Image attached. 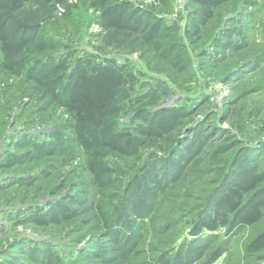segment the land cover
Returning <instances> with one entry per match:
<instances>
[{"label": "rangeland", "instance_id": "374dc122", "mask_svg": "<svg viewBox=\"0 0 264 264\" xmlns=\"http://www.w3.org/2000/svg\"><path fill=\"white\" fill-rule=\"evenodd\" d=\"M200 12L0 0V264H264V0Z\"/></svg>", "mask_w": 264, "mask_h": 264}, {"label": "trees", "instance_id": "16d2710c", "mask_svg": "<svg viewBox=\"0 0 264 264\" xmlns=\"http://www.w3.org/2000/svg\"><path fill=\"white\" fill-rule=\"evenodd\" d=\"M194 3L201 8V12L198 14V30L202 26L206 25L207 22L212 18L213 10L219 7L221 4L226 2L227 0H193ZM197 33V31H196ZM109 92L103 87L96 88H86L85 91L76 92L71 95L70 101L73 103L74 107L78 111V113L83 116L90 118L93 115L101 114L105 109L109 102ZM237 198L239 197V193L233 192ZM237 204L234 200L228 203V209L230 211L237 210ZM204 228L209 230H214V226L212 222L204 223Z\"/></svg>", "mask_w": 264, "mask_h": 264}]
</instances>
